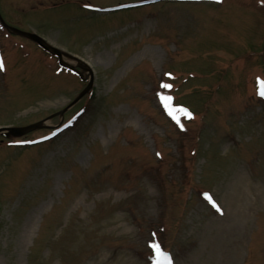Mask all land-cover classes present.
<instances>
[{
  "label": "rangeland",
  "instance_id": "374dc122",
  "mask_svg": "<svg viewBox=\"0 0 264 264\" xmlns=\"http://www.w3.org/2000/svg\"><path fill=\"white\" fill-rule=\"evenodd\" d=\"M0 16L94 81L71 107L87 83L0 23V128L41 125L0 135V264H156L154 244L173 264H264V0Z\"/></svg>",
  "mask_w": 264,
  "mask_h": 264
},
{
  "label": "water",
  "instance_id": "95a60500",
  "mask_svg": "<svg viewBox=\"0 0 264 264\" xmlns=\"http://www.w3.org/2000/svg\"><path fill=\"white\" fill-rule=\"evenodd\" d=\"M160 1H176V0H160ZM0 22L3 25V27H5L6 29H9L12 33L24 37L27 40H29L30 42L38 45L42 50H44L47 53L52 54L53 56L57 57L59 59V64L61 67H69L68 65L65 64V62L63 61L64 57H69L71 58L69 55L63 53L61 50L49 45L45 39H43L41 36L35 34V33H28V32H23L20 31L18 29H15L13 27L8 26L5 21L2 19V17L0 16ZM264 50V49H263ZM73 71L77 72V69L75 67H70ZM86 72L90 74V79H89V83L88 86L85 88V90L77 97V99L73 102V104L71 105L74 106L75 104H77L78 102H80L84 97H86L91 90L93 89L94 86V81H93V73L91 70L86 69ZM67 111V109L62 113V115ZM41 125H31V126H27V127H6V128H0V135L5 138L8 139L10 137L13 138H22L27 136L28 134H30L33 131H36L37 129H40Z\"/></svg>",
  "mask_w": 264,
  "mask_h": 264
},
{
  "label": "snow or ice",
  "instance_id": "6c2138e0",
  "mask_svg": "<svg viewBox=\"0 0 264 264\" xmlns=\"http://www.w3.org/2000/svg\"><path fill=\"white\" fill-rule=\"evenodd\" d=\"M217 2H222V0H217ZM2 68H4V61L2 58H0V69ZM260 84H261L260 95L261 97H264V81H261ZM163 87L170 88L171 85L165 84L163 85ZM170 99H171L170 97L165 98V101L167 102ZM180 111H184L188 118H192V114L188 112L186 109H180ZM177 123H179V121H177ZM181 128H183V125H181ZM206 199L209 200V202L212 204L214 208L217 209V211H220L219 205L216 204V202L212 199L211 196H206ZM152 248L157 253L156 264H173L171 257L163 253L159 245L154 244L152 245ZM161 257H163V261L161 260Z\"/></svg>",
  "mask_w": 264,
  "mask_h": 264
},
{
  "label": "flooded vegetation",
  "instance_id": "af4514ba",
  "mask_svg": "<svg viewBox=\"0 0 264 264\" xmlns=\"http://www.w3.org/2000/svg\"><path fill=\"white\" fill-rule=\"evenodd\" d=\"M75 68L77 69V72L76 71H73V73L75 75H77L82 82L88 84V81H87V72H86L85 67L78 65V66H75ZM67 70H69V69H67ZM69 71L72 72V70H69Z\"/></svg>",
  "mask_w": 264,
  "mask_h": 264
},
{
  "label": "bare ground",
  "instance_id": "6f19581e",
  "mask_svg": "<svg viewBox=\"0 0 264 264\" xmlns=\"http://www.w3.org/2000/svg\"><path fill=\"white\" fill-rule=\"evenodd\" d=\"M134 59H132V61H133ZM128 263V262H127Z\"/></svg>",
  "mask_w": 264,
  "mask_h": 264
}]
</instances>
